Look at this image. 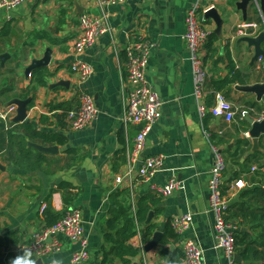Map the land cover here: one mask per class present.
Here are the masks:
<instances>
[{"label":"crops","instance_id":"0c3cea01","mask_svg":"<svg viewBox=\"0 0 264 264\" xmlns=\"http://www.w3.org/2000/svg\"><path fill=\"white\" fill-rule=\"evenodd\" d=\"M193 1L125 0L102 4L101 0H27L12 10L0 11V56L9 54L4 62L0 60V107L15 98L31 97L28 121L40 132L67 138L65 145L46 144L57 145L58 152L43 153L47 162L43 169L34 172L10 164L4 152H0V164L5 167L0 169V264H9L20 254L19 247L28 244L32 235L45 227L43 205L62 213L70 207L81 211L89 252V259L83 264H100L104 244L102 229L108 218L110 196L122 191L128 192L121 195H130L132 202L148 194L159 199L151 208L150 222L156 223V229L162 233L174 217L185 214L192 217L178 241H169L165 246L159 244L148 252L144 251V244L140 248L139 236L133 237L128 244L140 254L135 262L183 264L182 240L187 237L198 242L206 264H228L223 252L214 247L212 217L207 212L213 156L203 129L211 133L210 142L225 158V185L236 174L245 182V187L228 192L233 203L241 202L243 190L263 181L264 140L260 139L257 147H253L252 139L247 136L249 125L245 118L264 116V96L258 100L255 94L239 91L235 86L264 82V72L258 61L251 63L254 48L238 41L243 36H256L264 31V12L259 0L248 4L245 18L236 7L239 0H213L205 5L200 24L212 39L200 52L206 77L202 93L197 97L183 39L185 14ZM82 14L101 17L110 30L76 55L74 45L80 34ZM140 39L155 44L148 58L146 77L163 105L161 117L146 136L144 150L133 157L139 126L125 127L121 122L127 88L125 48ZM48 48L52 51L50 62L39 68L46 71V85L31 88L32 73L36 69L27 76L24 70L33 59L42 58ZM261 48L264 50V41ZM76 57L93 68L85 81L71 68ZM230 60L244 82H236L223 96L237 113L226 122L206 111L200 120L199 107L209 108L214 103L211 82L229 75ZM60 81L67 82V87L57 85ZM82 91L93 97L98 115L88 127L73 130L59 116L63 110L79 107ZM57 104L62 105V110L50 109ZM11 122L7 123L9 128ZM36 142L42 143V140ZM66 149L75 151L67 153ZM146 149L150 154L144 155ZM155 155L163 157V170L144 182L138 167L145 158ZM171 177L182 187L171 196L158 197L150 190V184L164 185ZM62 182L70 185L68 192L59 189ZM70 196L75 197L66 204L65 197ZM155 208L162 212L155 215ZM240 231L250 232L248 227H240ZM61 243V251L42 257V264L52 261L70 264L72 253L80 250V245L65 239Z\"/></svg>","mask_w":264,"mask_h":264},{"label":"built area","instance_id":"2783aa9c","mask_svg":"<svg viewBox=\"0 0 264 264\" xmlns=\"http://www.w3.org/2000/svg\"><path fill=\"white\" fill-rule=\"evenodd\" d=\"M27 0H0V11H8L20 6ZM125 0H101L102 4L121 3ZM213 0H194L185 14V33L183 39L186 43L188 58L192 65L195 95L199 97L202 93V84L206 77V70L200 57V52L208 39V33L201 28L200 13L205 9L207 3ZM255 26V25H254ZM80 34L77 38L74 49L78 55L90 48L101 35L109 32L108 23L101 17H91L82 14L79 18ZM240 34H245L240 32ZM155 48V44L148 40L140 39L125 48V78L127 82L126 102L121 116V122L127 125L139 126V131L135 137L133 157L142 153L145 148L147 134L152 126L162 115V101L155 92L146 77L147 64L150 52ZM260 69L264 72V59H258ZM81 81L88 79L93 68L88 63L81 61L77 57L71 64ZM206 111L214 117H222L226 122H230L237 113L236 109L221 93L214 96V103L209 108L203 105L199 107L198 114L202 120ZM16 106L9 105L0 107V122L7 123L15 116ZM98 115L93 97L85 92H80L79 107L75 110H69L66 115L70 128L73 130H82L88 127ZM244 115V112H242ZM204 136L209 143L213 160L209 170V201L207 212L212 217V231L214 238V247L220 249L228 264H236L234 248L235 227L227 223L225 215L230 204L232 195H224L222 187L225 185L226 161L220 149L210 142L211 133L203 129ZM164 163L161 155H155L145 158L138 167V174L142 181L148 182L159 171L163 170ZM116 181H120L119 178ZM245 187L242 179L233 181L230 184V190ZM180 182L175 177H171L164 185L150 184V190L158 197L171 196L181 189ZM264 188V186H263ZM45 205L41 207V212ZM192 221L190 214L176 216L171 220V226L178 235L183 234ZM61 239L77 242L80 250L72 253L70 264H83L89 259L87 250V241L85 239L84 222L82 213L79 209L70 207L64 213L62 218L50 227H44L32 235L28 244L21 248H31L33 256L42 258L48 255H54L61 251ZM143 244H140V248ZM183 264H206L203 250L198 242L192 238L182 240ZM53 264V261L51 262Z\"/></svg>","mask_w":264,"mask_h":264},{"label":"trees","instance_id":"16d2710c","mask_svg":"<svg viewBox=\"0 0 264 264\" xmlns=\"http://www.w3.org/2000/svg\"><path fill=\"white\" fill-rule=\"evenodd\" d=\"M208 37L207 41H211ZM207 43V42H206ZM211 42L206 44L209 46ZM229 75L223 79L213 80L211 82L214 89L213 95L221 93L226 96L232 89V85L236 82L243 83L241 73L235 68L230 60L227 65ZM46 71L44 69H36L32 73L33 85L45 86ZM253 105H255L253 103ZM52 109L62 110V105H52ZM68 111H62L59 116L60 120L66 119ZM9 128L5 123L0 122V152H4L5 160L10 164L26 170L28 172L43 169V164L47 162L43 153L29 147L28 141L36 142L42 140V145L55 142L65 145L67 138L61 134H47L38 131L32 122L27 121L21 124L10 123ZM37 143V142H36ZM246 143V141H239ZM75 149H66L67 153L74 152ZM236 154H234V157ZM262 182L255 184L250 189H245L240 195L242 199L239 203H233L230 200L225 220L227 223L235 227L234 231V248L235 254L239 261L236 264H264V176ZM240 179V175L236 174L228 180V184L222 187V193L228 195L230 184ZM59 189L68 192L71 189L68 183L59 184ZM128 192H116L110 196L111 204L108 208V218L105 222L103 232L104 244L101 247L102 259L100 264H142L135 262L134 259L139 254V250L132 247L128 242L135 236H139L140 243L145 244L157 230L156 223H146L148 213L152 206L158 203L159 199L152 195H144L136 202H132L130 195H121ZM68 195H72L69 194ZM75 196L65 197V202L70 203ZM245 199H248L245 201ZM254 201L255 203H251ZM255 207H257L255 209ZM232 209V210H231ZM160 208H155V215L160 214ZM45 227H50L57 223L64 213L56 211L50 205H47L42 211ZM240 227H248L250 232L240 231ZM179 235L176 234L169 221L163 231V237L160 244L165 246L169 241H178ZM2 242L0 241V248ZM164 253L162 252V255ZM2 253L0 252V258ZM175 259L178 256H174ZM183 260V254H181ZM240 262V263H239Z\"/></svg>","mask_w":264,"mask_h":264},{"label":"water","instance_id":"95a60500","mask_svg":"<svg viewBox=\"0 0 264 264\" xmlns=\"http://www.w3.org/2000/svg\"><path fill=\"white\" fill-rule=\"evenodd\" d=\"M252 1H257V0H239L236 3V7L241 10L243 13V17H246V9L248 7V4ZM259 5L261 10L264 12V0H259ZM244 41L247 43L248 47L254 48V55L252 57L251 63L257 62L258 59L261 57L264 59V50L261 48V43L264 41V31L259 32L256 36H243L239 39L238 42ZM51 49H46L45 54L42 58L40 59H33L31 63L25 68L24 72L25 75L27 76L32 70L37 69V68H43L48 66L51 58ZM9 57L8 53H5L0 56L1 62H4L6 58ZM57 85H62L66 86L68 85L67 82L60 81L57 83ZM54 86V85H53ZM235 89L242 91V92H247V93H253L256 95L258 100H261V98L264 96V82L260 83H255L252 85H236ZM32 104V98L27 97L24 99H12L9 100L5 103V106L9 105H15L16 106V114L15 116L11 119V121L15 124H21L24 122L28 121V111L31 107ZM246 122L249 125V129L247 131V136L252 139L253 147H257L258 141L261 139L264 140V116H261L258 119H254L252 117H246L245 118ZM27 145L29 147H32L36 149L40 153H57L58 152V146L57 145H42L40 143L36 142H31L28 141ZM150 152L148 149L144 151V155H148ZM140 164V163H139ZM0 169L5 170V167L0 164ZM137 198V197H136ZM67 209L64 210L66 212ZM153 217V211H150L147 216L146 223H149ZM163 233L159 230H156L152 237L149 239L148 242L144 244V251L148 252L154 247L158 246L160 244V241L162 239ZM172 248V247H171ZM140 257V254H138ZM235 261H239L238 256L235 254L234 256ZM37 264H42V259L37 258Z\"/></svg>","mask_w":264,"mask_h":264},{"label":"clouds","instance_id":"9594fccd","mask_svg":"<svg viewBox=\"0 0 264 264\" xmlns=\"http://www.w3.org/2000/svg\"><path fill=\"white\" fill-rule=\"evenodd\" d=\"M9 264H37V260L33 258V250L31 248H21L20 254L12 258ZM53 264H60V262L53 261Z\"/></svg>","mask_w":264,"mask_h":264}]
</instances>
